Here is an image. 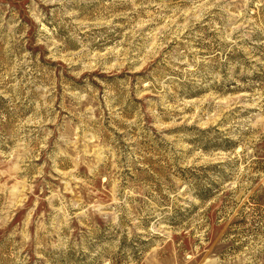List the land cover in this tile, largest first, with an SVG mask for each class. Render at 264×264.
<instances>
[{
  "label": "rangeland",
  "instance_id": "1",
  "mask_svg": "<svg viewBox=\"0 0 264 264\" xmlns=\"http://www.w3.org/2000/svg\"><path fill=\"white\" fill-rule=\"evenodd\" d=\"M0 264H264V0H0Z\"/></svg>",
  "mask_w": 264,
  "mask_h": 264
}]
</instances>
